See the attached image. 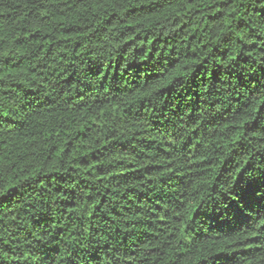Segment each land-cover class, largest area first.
I'll use <instances>...</instances> for the list:
<instances>
[{"label": "trees", "instance_id": "16d2710c", "mask_svg": "<svg viewBox=\"0 0 264 264\" xmlns=\"http://www.w3.org/2000/svg\"><path fill=\"white\" fill-rule=\"evenodd\" d=\"M0 264H264V0H0Z\"/></svg>", "mask_w": 264, "mask_h": 264}]
</instances>
